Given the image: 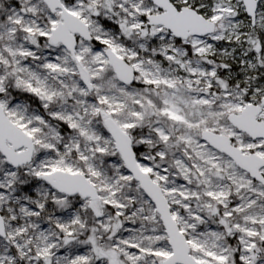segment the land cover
<instances>
[{
	"label": "snow or ice",
	"instance_id": "snow-or-ice-1",
	"mask_svg": "<svg viewBox=\"0 0 264 264\" xmlns=\"http://www.w3.org/2000/svg\"><path fill=\"white\" fill-rule=\"evenodd\" d=\"M0 264H264V0H0Z\"/></svg>",
	"mask_w": 264,
	"mask_h": 264
}]
</instances>
